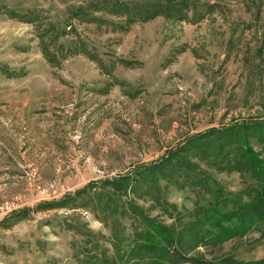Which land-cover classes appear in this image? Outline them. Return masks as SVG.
Wrapping results in <instances>:
<instances>
[{"label": "rangeland", "instance_id": "obj_1", "mask_svg": "<svg viewBox=\"0 0 264 264\" xmlns=\"http://www.w3.org/2000/svg\"><path fill=\"white\" fill-rule=\"evenodd\" d=\"M102 1L0 0V264H80L99 247H128L136 224L121 201L178 225L160 191L184 222L219 191L253 195L255 181L226 162L236 144L214 157L227 129L264 122V0H201L215 8L199 22L158 17L128 30ZM251 142L264 160L263 144ZM183 144L190 164L158 172L154 187L102 188L139 178ZM197 253L208 264L263 259L264 225Z\"/></svg>", "mask_w": 264, "mask_h": 264}, {"label": "trees", "instance_id": "obj_2", "mask_svg": "<svg viewBox=\"0 0 264 264\" xmlns=\"http://www.w3.org/2000/svg\"><path fill=\"white\" fill-rule=\"evenodd\" d=\"M99 8L112 15L120 16L123 19L120 23V28L128 30L136 22L145 23L158 17H163L173 22H199L204 19L206 13L214 10L215 4H209L201 0H106L99 3ZM82 12V10L78 11L77 16L82 14ZM45 33H48V31L46 30ZM54 36H56V33H54ZM40 38L42 50H45L47 48L45 45L46 37L40 35ZM46 58L53 64L61 62L60 59L50 53H46ZM230 128L227 129L228 133L225 136L226 143L216 148L218 149L217 151L210 150L209 145L206 147L209 149V153L215 151V161H219L222 159L223 149L233 143L236 144L237 152L236 150L232 152L234 153V159L226 162H229L231 171L248 174L255 181V186L251 188L253 195L247 202L223 197L218 189L217 192L219 191L220 195L217 194L210 201L199 204L196 210L190 214L191 218L184 222L183 215L178 211L173 210L176 217L170 213L172 210L165 203L160 191V194H157V203L163 209L165 207L164 210L170 218L178 220V225L172 223L167 225L146 215L145 209L135 202L126 200L122 203L123 201H121V207L123 208L121 209L117 202L112 201L116 211L120 208L134 217L133 220L136 226L134 233L129 236V246L119 247V245H115L113 248L114 254L112 255L107 254V251L103 252L99 247L97 256L82 257L79 259V263L208 264L198 253L196 255L192 253L202 246L216 248L228 240L243 238L257 226L264 225V160L259 157L257 152H254L255 149L251 142L254 140L264 146V122L248 124V128L246 126ZM231 139L232 141H230ZM185 145L181 146L182 149H176L174 153L169 150L156 166L144 169V173H141L139 178L132 179L129 174H126L115 179H109L106 182L103 181L101 183L102 188L110 187L116 194L127 195L134 186L142 191L145 189V185L149 186V188L154 187L152 181L154 183L158 181V172L162 176L167 173V167L169 166L176 164L182 168L184 166L183 162H186L187 165L190 164L189 161L181 159ZM206 152L204 151L205 155H210ZM191 166L196 165L193 164ZM88 188L94 189L95 187L91 184ZM71 199L66 198L65 200ZM103 205L105 206L106 204ZM103 205H98L101 212L105 210ZM69 206V203H64L62 206L51 207V209ZM16 215L23 217V215H20V211L12 213V216ZM114 237L118 244L122 243V239H118L117 233ZM229 262H231L230 264H264V258L245 263L232 260Z\"/></svg>", "mask_w": 264, "mask_h": 264}]
</instances>
